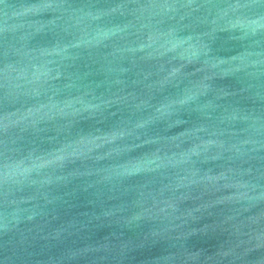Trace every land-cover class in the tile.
<instances>
[{"label": "water", "instance_id": "water-1", "mask_svg": "<svg viewBox=\"0 0 264 264\" xmlns=\"http://www.w3.org/2000/svg\"><path fill=\"white\" fill-rule=\"evenodd\" d=\"M0 264H264V0H0Z\"/></svg>", "mask_w": 264, "mask_h": 264}]
</instances>
